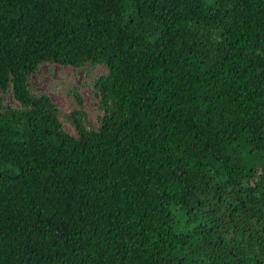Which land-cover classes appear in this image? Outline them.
I'll list each match as a JSON object with an SVG mask.
<instances>
[{"label":"trees","instance_id":"obj_1","mask_svg":"<svg viewBox=\"0 0 264 264\" xmlns=\"http://www.w3.org/2000/svg\"><path fill=\"white\" fill-rule=\"evenodd\" d=\"M0 264H264V0H0Z\"/></svg>","mask_w":264,"mask_h":264},{"label":"rangeland","instance_id":"obj_2","mask_svg":"<svg viewBox=\"0 0 264 264\" xmlns=\"http://www.w3.org/2000/svg\"><path fill=\"white\" fill-rule=\"evenodd\" d=\"M104 72L105 70L102 66H97L87 72L85 69L76 70L72 67L44 63L39 65L35 73L30 76L29 82L34 92L48 95L53 103L66 114L71 112L73 106H76L70 93L72 86H76L84 100L88 119L96 125L98 110L95 104L91 79L98 77ZM5 103L16 105L9 93L5 95ZM62 121L65 129L70 134H75L70 124L64 122L63 118Z\"/></svg>","mask_w":264,"mask_h":264}]
</instances>
